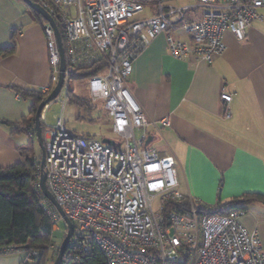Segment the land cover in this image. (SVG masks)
<instances>
[{"label": "built area", "instance_id": "1", "mask_svg": "<svg viewBox=\"0 0 264 264\" xmlns=\"http://www.w3.org/2000/svg\"><path fill=\"white\" fill-rule=\"evenodd\" d=\"M33 1L49 11L61 34V92L68 94L79 80L72 79L74 74L95 69L80 80L89 104L102 103L118 136L110 145L73 132L62 116L44 134L47 187L75 223L76 244L84 250L96 244L107 264H264L259 234L240 220L245 210L199 212L193 198L188 209L169 204L187 196L179 188L177 157L145 145L149 119L128 84L134 61L158 35L166 34L174 57L211 62L225 49L226 31L238 40L247 37L264 0ZM43 29L50 81L42 90L51 92L62 57L55 28L47 21ZM221 98L230 103L233 94L224 87ZM226 115L231 116L230 109ZM162 122L170 125L169 118ZM34 184L40 188V174ZM44 205L58 229L63 216L45 196ZM22 264L35 262L28 257Z\"/></svg>", "mask_w": 264, "mask_h": 264}, {"label": "crops", "instance_id": "2", "mask_svg": "<svg viewBox=\"0 0 264 264\" xmlns=\"http://www.w3.org/2000/svg\"><path fill=\"white\" fill-rule=\"evenodd\" d=\"M260 14L244 40L226 31L225 49L211 62L174 57L160 34L136 58L128 78L149 119V146L177 157L179 188L206 207L264 194V6ZM177 34L187 39L183 31ZM49 81L43 26L24 0H0V167L19 163L31 138L14 131L13 123L28 116L32 105L16 88H43ZM224 87L233 94L230 103L221 98ZM250 207L240 220L264 245V204ZM23 259L20 251L0 254V264Z\"/></svg>", "mask_w": 264, "mask_h": 264}, {"label": "trees", "instance_id": "3", "mask_svg": "<svg viewBox=\"0 0 264 264\" xmlns=\"http://www.w3.org/2000/svg\"><path fill=\"white\" fill-rule=\"evenodd\" d=\"M32 13L44 27L47 20L36 10L30 7ZM12 49L4 50L5 53ZM95 72L89 69L74 74L72 79H82ZM54 88V84H50ZM24 97L32 99L30 113L20 122H14V131H25L30 136H35L34 117L41 102L50 94L42 88H16ZM70 102L78 105H87V97L77 95L72 87L67 94ZM42 130L45 134L47 128L42 121ZM23 159L14 165L0 167V254L20 251L25 258H32L35 264H53L58 255L60 243L54 240L57 229H54L51 216L44 205V196L40 188L34 184L40 174L41 156H36L32 144L29 142L22 147ZM192 198L188 195L183 200L171 201V206L178 203L179 208L188 209ZM199 212L228 213L233 209L248 210L255 202L264 204V194L245 193L226 202H220L217 207L210 208L198 201H193ZM67 226L65 228V236ZM76 233H74V236ZM63 236V239L64 237ZM56 245V246H55ZM37 251V254H33ZM23 259V260H24ZM61 264H107L105 256L96 244H91L87 250L80 248L75 238L63 257Z\"/></svg>", "mask_w": 264, "mask_h": 264}, {"label": "rangeland", "instance_id": "4", "mask_svg": "<svg viewBox=\"0 0 264 264\" xmlns=\"http://www.w3.org/2000/svg\"><path fill=\"white\" fill-rule=\"evenodd\" d=\"M186 2H188V0H182L178 3L182 4ZM148 13L149 12L146 11L141 14L140 17L146 16ZM71 85L72 90L77 95L83 97L88 96L89 92L85 88V82L83 80H75L71 83ZM44 112V125L47 129L56 123L58 117L62 116L66 121L68 128L73 132L94 135L99 140H102L103 137L118 139V136L112 131L111 117L107 111L104 110L101 102H98L95 106H93V104L90 105L89 103L83 106L78 105L76 103L70 102L67 97V92L63 90L55 100L49 103ZM136 135L140 137L141 133L139 130L136 132ZM22 136L26 141H28L26 134ZM29 141L34 148L35 155L41 156L42 150L36 135L32 136ZM249 208L250 210L252 209L250 206ZM258 216L259 215H255L254 217L258 218ZM65 228L66 223L64 220H62L59 223V227L55 233L54 240L56 241V244H61L63 241V236H65Z\"/></svg>", "mask_w": 264, "mask_h": 264}, {"label": "water", "instance_id": "5", "mask_svg": "<svg viewBox=\"0 0 264 264\" xmlns=\"http://www.w3.org/2000/svg\"><path fill=\"white\" fill-rule=\"evenodd\" d=\"M30 7H32L34 10H36L38 13H40L56 30L57 33V37H58V41H59V45H60V50H61V57H62V61H61V73H60V77L59 80L57 82V84L55 85V87L53 88V90L50 92V94L47 96V98L41 102V104L39 105L37 112L35 114L34 117V123H35V134L36 137L38 138L42 153H41V159H40V190L42 192V194L56 207V209L60 212V214L63 216V220L66 223L67 226V233L66 236L64 237L63 241L60 244L59 247V251H58V255L56 256L53 264H61L63 257L71 243V240L73 238L74 232H75V228L76 225L75 223L66 215L63 207L57 202V200L55 199V197L53 196V194L49 191L48 187H47V174L45 171V159H46V148H45V141H44V134H43V130H42V121H41V115L45 109V107L53 100H55L64 85V81H65V56H64V49H63V45H62V38H61V34L54 22V20L52 19L49 11L45 8H43L42 6H40L38 3H36L33 0H24ZM102 141L104 143H108L110 145H113L115 143V141L109 137H104L102 139ZM151 137H148L145 145H149L151 142Z\"/></svg>", "mask_w": 264, "mask_h": 264}]
</instances>
